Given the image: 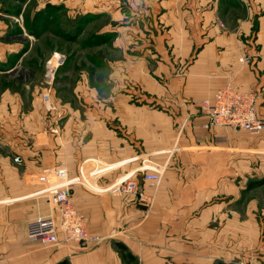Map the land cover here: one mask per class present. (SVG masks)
<instances>
[{"label":"crops","instance_id":"crops-1","mask_svg":"<svg viewBox=\"0 0 264 264\" xmlns=\"http://www.w3.org/2000/svg\"><path fill=\"white\" fill-rule=\"evenodd\" d=\"M66 3L107 34L97 81L75 64L45 81L52 47L5 42L0 27V264H264V185L246 187L248 134L210 125L190 103L230 83L255 92L264 117V0ZM262 132L250 143L264 146ZM149 163L163 171L148 209L104 190ZM56 171L86 232L102 237L89 248L26 241L33 216L56 214L38 181Z\"/></svg>","mask_w":264,"mask_h":264},{"label":"built area","instance_id":"built-area-1","mask_svg":"<svg viewBox=\"0 0 264 264\" xmlns=\"http://www.w3.org/2000/svg\"><path fill=\"white\" fill-rule=\"evenodd\" d=\"M61 55L44 63L43 76L45 81L52 78L53 69L58 65ZM54 61V64H53ZM240 62L247 63L248 56H242ZM258 95L255 92L237 90L230 83L216 90L213 97H201L190 100V103L203 114L212 126H230L247 131L259 132L264 129V117L257 114ZM41 101L47 110L54 109L47 91L41 94ZM18 160V156L14 157ZM133 173L114 179L104 188L115 195H130L139 206L148 209L153 202V193L159 186L163 167L157 163L141 164ZM58 180L50 182L47 174L38 176V181L46 184L47 200L56 208V214L35 215L25 227V238L29 243L41 246L59 243L72 244L76 248L86 249L102 239L98 235H89L85 230L83 218L76 211L70 196L69 180L63 172L56 171ZM144 187L150 189L145 192ZM58 232L62 238H58ZM253 264H260L253 262Z\"/></svg>","mask_w":264,"mask_h":264},{"label":"rangeland","instance_id":"rangeland-1","mask_svg":"<svg viewBox=\"0 0 264 264\" xmlns=\"http://www.w3.org/2000/svg\"><path fill=\"white\" fill-rule=\"evenodd\" d=\"M55 1H57L56 4L53 3ZM62 1L0 0V27L5 28V34L3 35L5 38L3 40L5 42L18 41L22 43L36 39L39 42L44 40L52 48L43 63L61 55V61L56 68L61 65L72 67L75 64L76 67L80 66L85 71L91 82L92 79L97 81L101 78V75L94 74L93 77L92 74L95 68L105 67V60H102L101 57L105 51H110L109 41L104 42L107 34H98L97 32L100 31H96L97 29L85 28L91 14L79 10L75 11V8L71 12L67 7L66 0ZM110 35L113 36L114 33L112 32ZM173 59L174 57H169L170 61H173ZM185 61L182 57L177 56L174 62L178 65L175 66L174 73L184 74ZM262 131L264 129L259 132L246 130L247 140L251 144V148L246 152L247 163L245 164L248 165V168H245L246 165L244 164V172H249L250 181L264 178V146L258 142L254 145L250 143L253 135L261 134ZM234 165H236L235 162ZM236 170H241V166L235 168ZM86 187L91 190L94 189L87 184ZM257 195L261 200H264V192Z\"/></svg>","mask_w":264,"mask_h":264},{"label":"trees","instance_id":"trees-1","mask_svg":"<svg viewBox=\"0 0 264 264\" xmlns=\"http://www.w3.org/2000/svg\"><path fill=\"white\" fill-rule=\"evenodd\" d=\"M264 184V178H261V179H253L251 180L248 184H247V188L248 189H251L253 187H256V186H260V185H263Z\"/></svg>","mask_w":264,"mask_h":264}]
</instances>
